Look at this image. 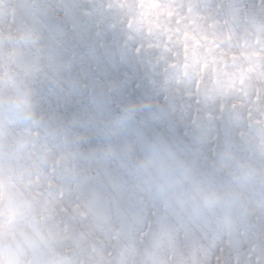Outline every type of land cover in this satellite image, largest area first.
Returning <instances> with one entry per match:
<instances>
[{
    "label": "rangeland",
    "instance_id": "374dc122",
    "mask_svg": "<svg viewBox=\"0 0 264 264\" xmlns=\"http://www.w3.org/2000/svg\"><path fill=\"white\" fill-rule=\"evenodd\" d=\"M20 0H0V21L14 22ZM56 15L43 33L42 63L59 67L53 83H35L39 111L71 126L87 154L75 181L53 176L41 188L81 231L95 193L131 178L108 156L109 144L163 138L204 165L224 150L243 152L253 125L264 124V0H49ZM4 5H7L5 7ZM128 104L141 106L135 130L96 136ZM44 143V141H41ZM55 151V142L49 141ZM42 149L25 157L40 162ZM160 206L145 200L130 218L138 240L160 229ZM118 223L97 235L107 245ZM186 264H264V222H169ZM139 264H165L166 249L131 253Z\"/></svg>",
    "mask_w": 264,
    "mask_h": 264
},
{
    "label": "clouds",
    "instance_id": "9594fccd",
    "mask_svg": "<svg viewBox=\"0 0 264 264\" xmlns=\"http://www.w3.org/2000/svg\"><path fill=\"white\" fill-rule=\"evenodd\" d=\"M13 10L14 22L0 21V264H139L131 253L154 246L166 249L165 264H186L184 252L169 239L170 221L264 222L260 124L252 126L242 153L226 149L204 165L177 153L163 138L109 144L108 156L132 185L114 184L109 193H95L87 209L90 224L81 231L77 215L41 191L52 185L53 176L75 181L87 159L71 126L46 117L36 100V81L54 83L59 77V67L46 69L42 63L43 33L56 13L49 0H20ZM140 110L136 104L122 107L94 134L107 141L135 130ZM49 141L55 142V151ZM38 148L43 150L40 162L26 164L25 157ZM146 199L160 206V229L138 240L129 222ZM110 222L120 228L105 245L97 232Z\"/></svg>",
    "mask_w": 264,
    "mask_h": 264
}]
</instances>
